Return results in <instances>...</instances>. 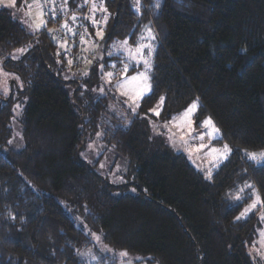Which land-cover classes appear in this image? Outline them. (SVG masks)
<instances>
[{
    "label": "trees",
    "instance_id": "16d2710c",
    "mask_svg": "<svg viewBox=\"0 0 264 264\" xmlns=\"http://www.w3.org/2000/svg\"><path fill=\"white\" fill-rule=\"evenodd\" d=\"M51 4L57 22L70 14L64 23L72 31L63 48L47 31L53 19L45 17L44 30L31 35L0 9L2 66L27 81L29 90L24 148L0 153V264H79L91 238L59 199L89 232L102 235L105 246L132 258L157 264H250L247 246L255 217L237 220L242 203L227 195L241 178L239 153L264 150V0H159V7L156 0H140L139 12L131 0H104L107 13H93L92 0ZM149 28L155 35L151 88L134 114L116 117L104 98L78 97L82 87L99 82V61L103 71L110 68L104 54L108 45L127 40L136 46ZM90 37L100 44L101 56L91 51ZM26 43L34 45L20 58L5 56ZM119 59L109 58L115 72L125 63ZM68 64L84 79L67 81L60 70L54 72ZM135 70L128 67L124 73ZM65 82L73 84L72 99L62 88ZM193 103L195 118L209 117L234 150L210 180L183 155L152 148L144 126L146 117L156 118L157 104L158 118L165 121ZM103 115L110 123L102 122ZM10 117L9 104L0 106V150L10 136ZM101 127L103 141L128 160L136 194L127 193L130 182L113 185L80 160L85 132ZM249 174L264 198V164ZM105 258L101 264L116 262Z\"/></svg>",
    "mask_w": 264,
    "mask_h": 264
},
{
    "label": "rangeland",
    "instance_id": "374dc122",
    "mask_svg": "<svg viewBox=\"0 0 264 264\" xmlns=\"http://www.w3.org/2000/svg\"><path fill=\"white\" fill-rule=\"evenodd\" d=\"M99 1L100 0H96L97 7L99 6ZM131 3L134 6L135 0H131ZM29 5L31 7H29ZM44 6L45 4H42L39 0L38 2H34V0H16L15 7H7L5 4H0V9L6 10L13 20H15L27 33L35 35L44 30L46 27V25L40 27L39 29L36 27L41 20L38 13L41 10L43 11ZM51 9H53V7L50 5L48 10ZM42 19L46 21L44 14ZM67 31L68 30H66V32ZM152 35H154L153 32ZM143 37H145V39H140L138 43L145 45L144 54L145 57L149 59L151 65L150 70H147V75L149 77L148 83L151 85L152 55L155 46V39L148 38V30L145 31ZM65 43L66 42L59 44V47L63 48ZM90 43L95 44L92 46L91 51L94 49L98 52L100 44L94 42L91 37ZM33 45L34 44L32 43H26L16 48L10 56H8V54L5 56L9 59L16 60ZM147 45L152 46L150 57L148 56L149 48ZM128 46L130 45L128 44ZM136 46L131 47L134 49ZM21 49L24 50L23 53L19 51ZM104 54L107 58L106 64L110 68L103 71L104 63L99 61L98 65H96V67L100 68L99 70L101 72L99 82L94 87H82L78 97L81 96L83 98L87 96L88 100L92 101H94V98L97 96L104 98L106 101L105 108L108 112H110V114H115L116 117L121 116L124 112L126 114H134L137 110V104L139 105L140 100L147 95L150 90H147L141 99H139L136 103H133L132 97L135 96L136 91L142 86L143 82L141 80L128 82V78L135 76L140 72H145V66L143 63H137L136 60L130 58L127 46L123 44V41H115L108 45L104 49ZM111 56L122 58L117 61H125V63L119 68L121 69L120 72H115L116 68L112 67V65L116 66V64L113 63L112 60H109ZM67 61L70 63L69 60ZM68 65L69 66L64 68L58 67V69H55L54 72L57 73V71L60 70L61 77L67 81L77 82L84 79L82 74H80L76 69L71 68L70 64ZM125 65H128V67H136L135 72L132 74H125L123 70ZM83 69L86 68L84 67ZM109 72L113 73L112 77L107 76V73ZM121 84L123 87H119ZM72 86L73 84L70 82L62 83L63 90L71 99L73 98V93L75 91ZM28 96L29 90L27 81L24 82L15 74H12L10 71H6L2 66V59H0V106L9 104L11 110L9 122L10 136L7 144L0 150V153L3 156H6L9 151L18 152L22 151L24 148L22 118L28 101ZM17 105L19 107H17ZM159 108L160 105L157 104V106L153 109L155 111L152 110V113L156 115V118L146 117L144 119V126L149 142L151 143V147L167 151L171 154L183 155L196 172H198L205 180H210L214 172L226 163L228 157L234 150L230 147L227 141L223 139L220 131L219 135L210 137L208 133L212 131V126L201 127V124L208 120L209 117L201 120H197L195 118L197 104L196 108L192 110L189 116L181 118L182 114L186 110L185 109L165 121H161L158 118L157 113L159 112ZM76 111H78L77 108ZM122 117L126 118V115L123 114ZM101 120L106 123H110L111 121L107 115H103ZM212 125H214L213 122ZM214 127L218 129L215 125ZM200 135L204 136L203 140L198 138ZM9 141H11V143H9ZM201 145H204V147L201 148ZM224 145H228L231 149V151L227 154L223 152ZM213 148L217 151L213 152ZM245 153L246 152L244 151L239 153V159L242 163V169L240 172L241 178L239 183L236 184L227 195V197L231 199L234 204L237 205L242 203L241 212H243L244 209L252 203L255 198L253 196V192L258 193L251 180L249 170L252 167L260 166L249 160ZM79 158L88 165L92 166L96 173L109 183L113 185H126L130 182L126 187L127 193H137L136 186L134 185V174L130 169L128 160L117 154L112 147L108 146L103 141L102 127L94 132H85L80 146ZM247 184H251L252 187H245ZM241 189H243V191H241ZM237 195L241 197L239 201L235 199ZM58 202L63 207L64 212L74 220L78 228L88 234L91 238L92 246L88 249L85 248L84 251L80 252L78 255L79 264H97L104 261L106 259L105 257H123L121 256V253L125 252H117L105 246L102 242V235L100 233L89 232V229L81 217L74 215L64 201L59 199ZM249 216L255 217V225L251 242L247 246V255L249 257L250 264H264V236L261 235V233H264V220L261 219V217H264V207L258 206L246 217H242L241 219H246ZM127 257L130 256L127 255Z\"/></svg>",
    "mask_w": 264,
    "mask_h": 264
},
{
    "label": "snow or ice",
    "instance_id": "6c2138e0",
    "mask_svg": "<svg viewBox=\"0 0 264 264\" xmlns=\"http://www.w3.org/2000/svg\"><path fill=\"white\" fill-rule=\"evenodd\" d=\"M34 2H38V0H34ZM49 2L54 3V0H49ZM84 2H85V4H87L88 0H84ZM0 4H5V6H7V7H15L16 6V0H0ZM65 4H67V0H65ZM155 6L159 7V0H156ZM29 7H31V6L29 5ZM134 7H135V10L137 12L140 11V0H135ZM97 10H100V11H103V12L107 13V8L104 7V0H100L99 8L97 7L96 0H92V11H93V13L95 11H97ZM43 14L44 13H43L42 10L38 13L39 17H41V20H40V23L36 25L37 29H39L42 26H45L46 23H47L46 21H44L42 19ZM53 19H55L54 16H53ZM104 19L106 21L107 20V16H105ZM72 20L75 21L76 17L73 16ZM92 23L93 24L98 23L95 20L94 17H92ZM63 27L67 28L69 32L72 31V29L68 27L67 23H65L63 25ZM148 38L149 39H155V36L152 35V32H151L150 28L148 29ZM144 39H145V37L142 36L141 40H144ZM123 44L125 46H127V51L129 53L130 58L133 59V60H136L137 63H143V65L145 66V69H146L145 72H140L137 75L131 76V77L128 78V82L137 81V80H141L143 82L142 86L136 91L135 96L132 97L133 103H136L139 99H141L143 97L145 92L147 90H150V88H151V85L148 83L149 77L147 75V70H150L151 65H150L149 59L147 57H145V54H144L145 45L144 44H139L138 43L137 46L134 49L131 46H128V41L127 40L123 41ZM61 46H63V45H61ZM147 47L149 48L148 56L150 57L151 56V51H152V46L151 45H147ZM19 51L21 53H23L24 50L21 49ZM112 67H115V65H112ZM127 71H128V65H125L124 72L127 73ZM107 76L108 77H112L113 73L109 72V73H107ZM119 87H123V85L121 84V85H119ZM163 99L164 98L161 97V101H163ZM138 106L139 105L137 104V107ZM17 107H19V106L17 105ZM195 108H196V104L193 103L188 109L185 110V112L182 114L181 118L189 116V114ZM153 111H155V110H153ZM158 114L159 113H157V115ZM207 126H212V131L208 133V135L210 137H215L216 135H219V129H216L214 127V125H212L211 119H208V120L204 121L201 124V127H207ZM198 138L203 140L204 136L200 135ZM9 143H11V141H9ZM200 147L203 148L204 145H201ZM212 151L216 152L217 150L215 148H213ZM230 151H231V149L228 147V145H224L223 152L225 154H227ZM245 155L247 156V158L249 160L255 162L257 165L264 164V151H261V152H246ZM245 187L251 188L252 185L251 184H247V185H245ZM241 191H243V189H241ZM253 196L255 198L253 199L252 203L249 204L248 207L245 208L243 212H241L240 216H238L236 218L237 220L241 219L242 217H246L252 210L256 209L258 206L264 207V198H261L260 195L258 193H255V192H253ZM235 199L237 201H239L241 199V197L239 195H237L235 197ZM261 219L264 220V217H261ZM261 235L264 236V233H261ZM121 256H127V253H121Z\"/></svg>",
    "mask_w": 264,
    "mask_h": 264
},
{
    "label": "built area",
    "instance_id": "2783aa9c",
    "mask_svg": "<svg viewBox=\"0 0 264 264\" xmlns=\"http://www.w3.org/2000/svg\"><path fill=\"white\" fill-rule=\"evenodd\" d=\"M42 4H45V6L43 7V11H44V16L48 19L51 18L53 19L54 17H58L57 15V11L55 9L54 6H52L51 2H49V0H39ZM50 5L53 7V9L48 10V8L50 7ZM70 14H68L65 18L61 19V21L57 22L56 19H53L48 27V30L51 34V37L53 38V40H55L56 42H63L67 36V32H65L63 30V23L65 21V19L67 20L69 18Z\"/></svg>",
    "mask_w": 264,
    "mask_h": 264
},
{
    "label": "crops",
    "instance_id": "0c3cea01",
    "mask_svg": "<svg viewBox=\"0 0 264 264\" xmlns=\"http://www.w3.org/2000/svg\"><path fill=\"white\" fill-rule=\"evenodd\" d=\"M13 51L14 50H12L10 53H8V56H10ZM113 259L116 260V262L113 264H157L154 262H148V261L141 259V258H132V257H127V256H123L121 258L113 257ZM86 264H89V263H86ZM97 264H101V263H97Z\"/></svg>",
    "mask_w": 264,
    "mask_h": 264
},
{
    "label": "water",
    "instance_id": "95a60500",
    "mask_svg": "<svg viewBox=\"0 0 264 264\" xmlns=\"http://www.w3.org/2000/svg\"><path fill=\"white\" fill-rule=\"evenodd\" d=\"M101 55H102V54H101V52L99 51V52H98V57L101 56Z\"/></svg>",
    "mask_w": 264,
    "mask_h": 264
}]
</instances>
